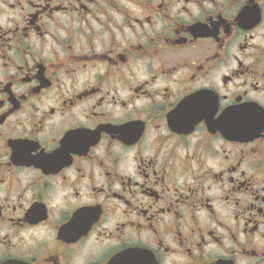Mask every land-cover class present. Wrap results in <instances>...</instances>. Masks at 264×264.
Instances as JSON below:
<instances>
[{
	"label": "flooded vegetation",
	"instance_id": "obj_1",
	"mask_svg": "<svg viewBox=\"0 0 264 264\" xmlns=\"http://www.w3.org/2000/svg\"><path fill=\"white\" fill-rule=\"evenodd\" d=\"M6 263L264 264V0H0Z\"/></svg>",
	"mask_w": 264,
	"mask_h": 264
},
{
	"label": "water",
	"instance_id": "obj_2",
	"mask_svg": "<svg viewBox=\"0 0 264 264\" xmlns=\"http://www.w3.org/2000/svg\"><path fill=\"white\" fill-rule=\"evenodd\" d=\"M227 263V262H226ZM6 264H8V263H6ZM12 264H15V263H12Z\"/></svg>",
	"mask_w": 264,
	"mask_h": 264
}]
</instances>
